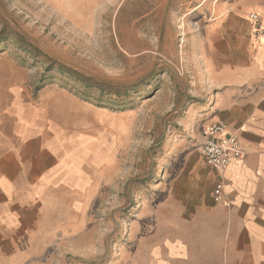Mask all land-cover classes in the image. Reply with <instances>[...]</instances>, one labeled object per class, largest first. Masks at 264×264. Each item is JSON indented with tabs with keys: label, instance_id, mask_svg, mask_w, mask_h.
Wrapping results in <instances>:
<instances>
[{
	"label": "rangeland",
	"instance_id": "rangeland-1",
	"mask_svg": "<svg viewBox=\"0 0 264 264\" xmlns=\"http://www.w3.org/2000/svg\"><path fill=\"white\" fill-rule=\"evenodd\" d=\"M222 2L0 0V137L30 114L78 156L27 264H143L210 201L193 96Z\"/></svg>",
	"mask_w": 264,
	"mask_h": 264
},
{
	"label": "crops",
	"instance_id": "crops-1",
	"mask_svg": "<svg viewBox=\"0 0 264 264\" xmlns=\"http://www.w3.org/2000/svg\"><path fill=\"white\" fill-rule=\"evenodd\" d=\"M217 13L222 24L209 26L202 42L205 70L193 97L205 128L224 124L226 134L238 137L243 158L219 172L206 166L199 145L214 178L210 201L193 220L169 228L172 235L156 232L143 264H264V0H223ZM254 13L263 28L257 38L248 19ZM12 127L0 137V264H27L51 233V198L73 191L67 180L77 177L78 156L45 119L29 114ZM218 187L230 207L214 202Z\"/></svg>",
	"mask_w": 264,
	"mask_h": 264
},
{
	"label": "built area",
	"instance_id": "built-area-1",
	"mask_svg": "<svg viewBox=\"0 0 264 264\" xmlns=\"http://www.w3.org/2000/svg\"><path fill=\"white\" fill-rule=\"evenodd\" d=\"M248 19L254 27L256 38L262 33L260 16L256 13L248 16ZM202 141L199 147V153L205 164L219 172L226 171L227 167L236 160H242L238 137L234 134H226L225 125L222 123L210 124L200 132ZM213 200L215 203L230 207V200L222 193V187L214 190Z\"/></svg>",
	"mask_w": 264,
	"mask_h": 264
}]
</instances>
